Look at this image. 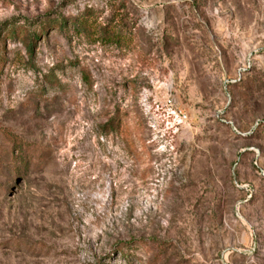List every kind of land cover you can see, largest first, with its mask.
Returning <instances> with one entry per match:
<instances>
[{
  "label": "rangeland",
  "instance_id": "374dc122",
  "mask_svg": "<svg viewBox=\"0 0 264 264\" xmlns=\"http://www.w3.org/2000/svg\"><path fill=\"white\" fill-rule=\"evenodd\" d=\"M0 264H264V0H0Z\"/></svg>",
  "mask_w": 264,
  "mask_h": 264
},
{
  "label": "trees",
  "instance_id": "16d2710c",
  "mask_svg": "<svg viewBox=\"0 0 264 264\" xmlns=\"http://www.w3.org/2000/svg\"><path fill=\"white\" fill-rule=\"evenodd\" d=\"M122 4H123V2H121L119 6H122ZM54 22H55V20L48 21V22L45 21V22L40 23L38 32H34V31L31 33L24 32V35H23L21 41H22L23 45L25 46L29 57L32 55L33 40L35 39L37 34L41 33V30H44L45 25H49V23L54 24ZM116 22H121L120 24L124 25L127 22V19H126V17L122 16V14H120V17L117 19ZM111 28H109V26L108 27L104 26L103 27L104 35L107 38H110L111 40H115L116 42H119L121 39L120 33L114 32L113 31L114 28H112V29Z\"/></svg>",
  "mask_w": 264,
  "mask_h": 264
},
{
  "label": "built area",
  "instance_id": "2783aa9c",
  "mask_svg": "<svg viewBox=\"0 0 264 264\" xmlns=\"http://www.w3.org/2000/svg\"><path fill=\"white\" fill-rule=\"evenodd\" d=\"M164 106H166L170 110L171 114L176 117L178 121L177 124H179L180 122H184L187 119V115L183 110L173 108V102L171 98H167L165 100Z\"/></svg>",
  "mask_w": 264,
  "mask_h": 264
}]
</instances>
